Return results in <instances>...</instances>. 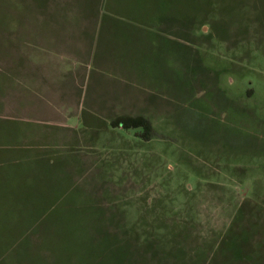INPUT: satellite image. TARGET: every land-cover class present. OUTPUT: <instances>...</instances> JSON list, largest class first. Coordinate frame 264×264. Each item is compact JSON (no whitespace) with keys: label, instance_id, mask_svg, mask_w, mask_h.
I'll return each mask as SVG.
<instances>
[{"label":"rangeland","instance_id":"rangeland-1","mask_svg":"<svg viewBox=\"0 0 264 264\" xmlns=\"http://www.w3.org/2000/svg\"><path fill=\"white\" fill-rule=\"evenodd\" d=\"M75 2L122 22L75 128L20 120L0 35V264H264V0Z\"/></svg>","mask_w":264,"mask_h":264},{"label":"crops","instance_id":"crops-1","mask_svg":"<svg viewBox=\"0 0 264 264\" xmlns=\"http://www.w3.org/2000/svg\"><path fill=\"white\" fill-rule=\"evenodd\" d=\"M31 1L25 6L29 16H19L14 25H0V35L12 34L23 45L14 52V68L4 70L14 76L15 107L31 113L19 116L23 122H35L37 117L39 122L75 128L73 120L82 119V109L109 107L98 93L89 94L93 72L80 74L79 69H89L93 44L113 38L114 28L122 22L103 5L47 0L40 6Z\"/></svg>","mask_w":264,"mask_h":264},{"label":"trees","instance_id":"trees-1","mask_svg":"<svg viewBox=\"0 0 264 264\" xmlns=\"http://www.w3.org/2000/svg\"><path fill=\"white\" fill-rule=\"evenodd\" d=\"M112 124L117 125V124H122L125 127H130L133 125H144L146 128V131L148 132L149 129L151 130L152 123L151 121L143 116V115H138V116H127V115H120L116 119L112 121ZM148 236H146L147 238Z\"/></svg>","mask_w":264,"mask_h":264}]
</instances>
